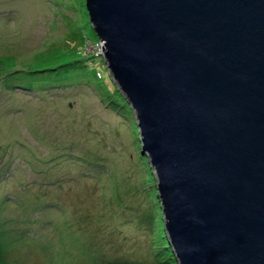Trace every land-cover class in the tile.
Wrapping results in <instances>:
<instances>
[{
    "label": "rangeland",
    "instance_id": "rangeland-1",
    "mask_svg": "<svg viewBox=\"0 0 264 264\" xmlns=\"http://www.w3.org/2000/svg\"><path fill=\"white\" fill-rule=\"evenodd\" d=\"M121 95L86 0H0V264H178Z\"/></svg>",
    "mask_w": 264,
    "mask_h": 264
},
{
    "label": "water",
    "instance_id": "water-1",
    "mask_svg": "<svg viewBox=\"0 0 264 264\" xmlns=\"http://www.w3.org/2000/svg\"><path fill=\"white\" fill-rule=\"evenodd\" d=\"M86 5L178 264H264V0Z\"/></svg>",
    "mask_w": 264,
    "mask_h": 264
},
{
    "label": "trees",
    "instance_id": "trees-1",
    "mask_svg": "<svg viewBox=\"0 0 264 264\" xmlns=\"http://www.w3.org/2000/svg\"><path fill=\"white\" fill-rule=\"evenodd\" d=\"M104 58V57H103ZM122 96V99H124V101H125V103H127V99L125 100V96L124 95H121ZM125 97V98H124ZM138 125V124H137ZM143 158V160H145V156H142ZM150 175V174H149ZM150 177V176H149ZM155 189V188H154ZM155 192L156 193H158V191L155 189ZM157 199H159V197L157 196ZM162 212H163V210H162ZM161 223H164V225H165V221L163 220L162 221V219H161ZM164 229H165V226H164ZM165 231V232H164ZM165 233H166V236L168 237V235H167V232H166V230H163V236H164V238H165V248H167V249H170L171 250V248H172V250H173V247H172V245H171V243H170V240H169V238H168V241L166 240V237H165ZM171 247V248H170Z\"/></svg>",
    "mask_w": 264,
    "mask_h": 264
},
{
    "label": "bare ground",
    "instance_id": "bare-ground-1",
    "mask_svg": "<svg viewBox=\"0 0 264 264\" xmlns=\"http://www.w3.org/2000/svg\"><path fill=\"white\" fill-rule=\"evenodd\" d=\"M26 216H28V215H26Z\"/></svg>",
    "mask_w": 264,
    "mask_h": 264
}]
</instances>
